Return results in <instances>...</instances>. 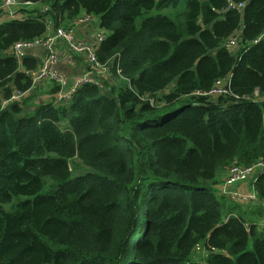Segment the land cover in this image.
I'll use <instances>...</instances> for the list:
<instances>
[{"label": "trees", "instance_id": "trees-1", "mask_svg": "<svg viewBox=\"0 0 264 264\" xmlns=\"http://www.w3.org/2000/svg\"><path fill=\"white\" fill-rule=\"evenodd\" d=\"M18 1L32 6L0 24L4 100L31 87L11 51L45 18L99 19V60L123 73L61 107L0 101V264H264V210L217 193L234 163L264 160V0ZM231 75L232 95H199Z\"/></svg>", "mask_w": 264, "mask_h": 264}, {"label": "built area", "instance_id": "built-area-1", "mask_svg": "<svg viewBox=\"0 0 264 264\" xmlns=\"http://www.w3.org/2000/svg\"><path fill=\"white\" fill-rule=\"evenodd\" d=\"M32 6V3H21L18 0H2L0 12L6 15L10 20L20 19V10L22 7ZM246 6V3L234 4L230 3L229 9H235L241 11ZM48 7H44L41 11L45 13L48 11ZM96 18L89 15H83L77 23H92ZM45 22L48 25L47 34L34 41H20L16 43L12 49V55L16 58L20 65L25 59L29 57L30 53H33L40 49H46L48 54L42 61L40 69L35 71H26V77H29L32 81L31 87L26 90L13 91L10 99L6 100L3 104L2 111L5 107H8L14 103L23 102L25 98L31 93L35 87H40L45 83H49L53 87H57L58 91L55 96L52 97L49 105L54 107L65 106L73 100L76 93L83 87H94L99 90L106 88L105 84H116L115 72L122 78V58L115 57L109 62L103 64L99 60L98 51L100 46L107 40V34L103 31L98 34L96 41L89 44L86 40L78 37L72 26L69 29L60 27L56 28L53 25L51 18H45ZM237 39L233 38L229 40L227 46L231 49L237 47ZM61 48L65 49L62 50ZM85 57L87 60L86 67L82 72L73 77L67 78L63 73L59 72L56 67L62 61H69L70 56ZM233 78L231 75L227 79H222L216 82L214 88L208 93H199L202 96H210L213 98L227 97L232 95L230 89V81ZM1 113V112H0ZM264 175V160H259L250 166H241L237 162L230 166L224 176L221 183L217 188V193L220 197H223L233 203L240 206H250L259 203V191L258 182L260 176ZM261 230L264 227L260 226ZM200 251V247L197 248Z\"/></svg>", "mask_w": 264, "mask_h": 264}, {"label": "crops", "instance_id": "crops-1", "mask_svg": "<svg viewBox=\"0 0 264 264\" xmlns=\"http://www.w3.org/2000/svg\"><path fill=\"white\" fill-rule=\"evenodd\" d=\"M10 19L3 14H0V24L9 21ZM93 23H77L74 22L73 26L77 28V35L78 37L82 38L83 40H86L89 44L94 43L96 41V38L98 34L102 33L104 30L101 29L99 33L98 29L101 28L100 21L98 24L99 28H96V25L94 26ZM106 33V31H104ZM107 34V33H106ZM62 50H65L61 48ZM48 54V51L46 49H40L37 50L33 53L29 54L28 59H31L33 61L37 62V68L32 69V70H25L22 67L23 62L21 63V73L25 75L26 71H35L37 72L40 69V66L42 64V61L46 58V55ZM70 56V55H69ZM87 60L85 57H80V56H70L69 61L62 60L56 67V69L63 73L67 78L72 79L75 76H78L82 70L86 67ZM5 88L0 87V101L4 102V92ZM16 91V89H14ZM13 90V91H14ZM56 90V91H55ZM58 88L55 86H51L49 83H45L44 85H40V87H35L31 93L28 95L27 98L23 100V102H20L19 104L23 106V104H26L29 107V104L31 101H34V104H45L49 105V102L51 101L52 97L55 96L57 93ZM9 107V106H8ZM8 107H5V109H8ZM34 107L32 108V110ZM245 207V206H244ZM247 208V207H245ZM255 209L257 210L258 208H261L264 210V200L260 201L257 204L250 205L249 209ZM258 225L264 227V217L260 220H258Z\"/></svg>", "mask_w": 264, "mask_h": 264}, {"label": "rangeland", "instance_id": "rangeland-1", "mask_svg": "<svg viewBox=\"0 0 264 264\" xmlns=\"http://www.w3.org/2000/svg\"><path fill=\"white\" fill-rule=\"evenodd\" d=\"M94 22V26L96 25V22H97V26L96 28H99L98 27V24H99V19H95V21H92V23ZM73 29L75 30L76 34H77V28L73 27ZM102 28H99L97 31V33L100 32ZM78 36V35H77ZM116 85H119L118 81L116 80L115 81ZM35 104H34V101H31L30 104H29V107H33ZM66 124H62V128L64 129ZM67 126V125H66ZM70 167H71V170H72V174L73 176L75 177H78V176H81V175H84V174H87L90 172V170L83 164V162L79 159V158H74L70 161ZM247 208L249 209V206H247Z\"/></svg>", "mask_w": 264, "mask_h": 264}]
</instances>
